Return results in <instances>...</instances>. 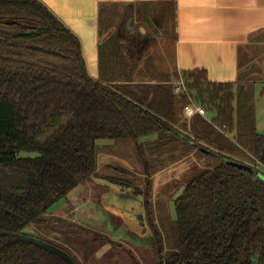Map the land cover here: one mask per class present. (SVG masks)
<instances>
[{
	"label": "trees",
	"instance_id": "16d2710c",
	"mask_svg": "<svg viewBox=\"0 0 264 264\" xmlns=\"http://www.w3.org/2000/svg\"><path fill=\"white\" fill-rule=\"evenodd\" d=\"M138 66L120 35L111 33L99 44V77H93L79 37L45 3L0 0V264H68L11 236L53 244L42 232L73 223L51 208L98 177L143 194L153 230L150 264H264V180L258 178L264 134L256 127V81L243 80L241 72L236 82H217L194 69L183 73L189 94H177L174 83L135 81ZM191 96L214 113L211 120L186 119ZM151 135L156 139L142 141ZM100 140L133 148L145 189L124 165H108L122 176L99 174ZM187 156L204 165L191 167L174 199V219L151 199L153 176Z\"/></svg>",
	"mask_w": 264,
	"mask_h": 264
},
{
	"label": "rangeland",
	"instance_id": "374dc122",
	"mask_svg": "<svg viewBox=\"0 0 264 264\" xmlns=\"http://www.w3.org/2000/svg\"><path fill=\"white\" fill-rule=\"evenodd\" d=\"M117 23L118 20H115L112 27ZM151 26L156 38H145L140 45L136 44L135 50L141 52L138 59L142 65L134 77L142 76L173 85L172 80H179L175 76L178 72L175 70L174 53L175 15L170 11L163 27ZM112 31L115 33V30ZM241 58L242 79L258 82L255 91L256 127L260 134H264V33L243 50ZM100 142L105 144L100 154L99 174L122 176L108 165H124L136 173V178L131 181L140 189H145L143 165L133 148L129 146L119 150L113 147L112 140ZM21 155L35 156L36 153L23 151ZM194 165L203 167L204 162L195 156H187L153 176L151 199L159 201L174 219V199L183 193L184 183ZM258 168V178L264 180V166L259 165ZM94 181L97 186L88 183L78 187L50 210L52 215L73 225L53 229L50 233L46 229L42 234L53 244L69 250L81 264H150L151 257L146 249L151 246L153 230L147 218L143 194H133L131 187L112 183L105 177L95 178ZM27 233L34 235L35 231L28 230ZM62 236L65 240L61 239ZM131 251L136 258L129 254Z\"/></svg>",
	"mask_w": 264,
	"mask_h": 264
},
{
	"label": "crops",
	"instance_id": "0c3cea01",
	"mask_svg": "<svg viewBox=\"0 0 264 264\" xmlns=\"http://www.w3.org/2000/svg\"><path fill=\"white\" fill-rule=\"evenodd\" d=\"M41 1L79 37L89 72L96 78L99 44L112 30L136 53V44L140 45L141 40L156 38L151 24L163 27L170 11L175 15V70L180 76L194 69H205L212 81L236 82L241 74L243 50L264 33V0ZM109 17L112 19L108 20ZM115 20L118 23L113 28ZM140 53L135 55L139 57ZM141 65L139 62L138 69ZM134 79L158 82L136 75ZM210 114L207 117L213 118ZM156 137L151 135L142 141H153Z\"/></svg>",
	"mask_w": 264,
	"mask_h": 264
},
{
	"label": "water",
	"instance_id": "95a60500",
	"mask_svg": "<svg viewBox=\"0 0 264 264\" xmlns=\"http://www.w3.org/2000/svg\"><path fill=\"white\" fill-rule=\"evenodd\" d=\"M130 21H132V17H130ZM239 166L245 167L247 169H250V167L248 165L240 164ZM131 189H133V194H135L134 193L135 188L132 187ZM0 234H5V232H1L0 231ZM11 240L12 241H26V242H29V243H33V244L39 245V246L45 248L46 250H49L52 253L58 255L63 260H65L68 264H76L74 259L66 251H64L63 249H61V248H59V247H57V246H55V245H53L51 243L45 242L42 239H39V238H37L35 236L23 235V234L16 235V236L12 235L11 236Z\"/></svg>",
	"mask_w": 264,
	"mask_h": 264
},
{
	"label": "built area",
	"instance_id": "2783aa9c",
	"mask_svg": "<svg viewBox=\"0 0 264 264\" xmlns=\"http://www.w3.org/2000/svg\"><path fill=\"white\" fill-rule=\"evenodd\" d=\"M174 91L177 94L188 93L189 88L187 85V81L183 75L180 76V79L174 83ZM184 116L187 118H192L196 115H201L207 117L208 111L206 107L200 103H198L194 97H190V102L184 105ZM212 118H209L211 120Z\"/></svg>",
	"mask_w": 264,
	"mask_h": 264
},
{
	"label": "flooded vegetation",
	"instance_id": "af4514ba",
	"mask_svg": "<svg viewBox=\"0 0 264 264\" xmlns=\"http://www.w3.org/2000/svg\"><path fill=\"white\" fill-rule=\"evenodd\" d=\"M147 213V212H146Z\"/></svg>",
	"mask_w": 264,
	"mask_h": 264
}]
</instances>
